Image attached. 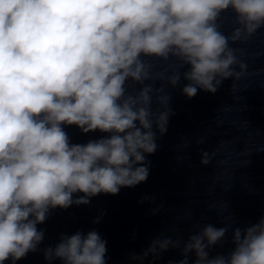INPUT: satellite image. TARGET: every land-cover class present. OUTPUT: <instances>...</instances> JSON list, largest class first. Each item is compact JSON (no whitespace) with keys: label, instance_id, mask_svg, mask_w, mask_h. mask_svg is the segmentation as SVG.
Returning a JSON list of instances; mask_svg holds the SVG:
<instances>
[{"label":"clouds","instance_id":"9594fccd","mask_svg":"<svg viewBox=\"0 0 264 264\" xmlns=\"http://www.w3.org/2000/svg\"><path fill=\"white\" fill-rule=\"evenodd\" d=\"M229 9L239 26L226 36L217 21ZM261 27L264 0H0V264L36 250L44 238L37 225L50 209L147 180L145 154L158 147L153 128L166 133L171 109L160 88L153 111V85L145 81L176 86L187 65L183 94H214L247 71L229 42H245ZM143 57L167 67L156 70ZM128 80L143 87L129 92ZM64 125L109 135L72 144ZM202 155L208 164L210 155ZM76 193L83 195L73 199ZM227 231L204 226L179 264H188L189 253L195 264H264V217L235 228L233 250L210 258ZM106 243L95 230L62 235L45 259L106 264ZM177 245L154 240L133 259Z\"/></svg>","mask_w":264,"mask_h":264}]
</instances>
